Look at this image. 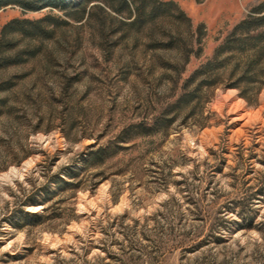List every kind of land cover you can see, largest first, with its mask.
I'll return each instance as SVG.
<instances>
[{
  "label": "rangeland",
  "instance_id": "rangeland-1",
  "mask_svg": "<svg viewBox=\"0 0 264 264\" xmlns=\"http://www.w3.org/2000/svg\"><path fill=\"white\" fill-rule=\"evenodd\" d=\"M83 1L0 9V30L67 21L16 35L38 51L0 70V264H264V87L180 99L264 0H162L176 7L144 25L99 2L73 18Z\"/></svg>",
  "mask_w": 264,
  "mask_h": 264
},
{
  "label": "trees",
  "instance_id": "trees-1",
  "mask_svg": "<svg viewBox=\"0 0 264 264\" xmlns=\"http://www.w3.org/2000/svg\"><path fill=\"white\" fill-rule=\"evenodd\" d=\"M66 0H0V9L7 6H18L23 11H38L47 7L68 10L70 6ZM204 0H197L203 2ZM94 2L103 5L117 13L128 12L129 18L134 15L133 24H147L150 20L168 13V8L174 7L173 2L162 0H84L77 9L82 10L79 20L85 17L86 7ZM83 7V8H82ZM101 7V6H99ZM176 7V6H175ZM178 9V7H177ZM178 16L184 18L191 27V20L185 13L178 9ZM71 15V14H70ZM67 23L52 15L41 19L14 18L8 21L0 30V70L11 65L26 61L36 55L38 48L19 47V40L14 38L20 35L23 38H43L51 36L53 28ZM49 26L53 28H49ZM198 41L206 35V27L200 24L197 27ZM6 80L0 81V91L7 88ZM195 85V89L192 87ZM223 85L227 88L238 89L240 97L250 103H256L258 95L264 87V1L255 6L251 12L238 22L224 41L215 49L212 58L200 65L185 83V92L180 99L189 97L192 92L204 88ZM103 150L93 152L91 161L99 157ZM264 193V183L252 194L260 197ZM260 199V198H259ZM253 206L254 201H251ZM238 203L240 210L237 212L245 221L252 224L253 219L247 216L246 208ZM39 218L40 214H32ZM262 225L264 223L262 222ZM125 264V263H121Z\"/></svg>",
  "mask_w": 264,
  "mask_h": 264
},
{
  "label": "bare ground",
  "instance_id": "bare-ground-1",
  "mask_svg": "<svg viewBox=\"0 0 264 264\" xmlns=\"http://www.w3.org/2000/svg\"><path fill=\"white\" fill-rule=\"evenodd\" d=\"M3 180V179H2Z\"/></svg>",
  "mask_w": 264,
  "mask_h": 264
}]
</instances>
